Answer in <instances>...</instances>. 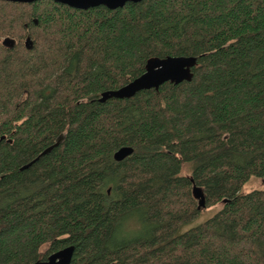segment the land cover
I'll list each match as a JSON object with an SVG mask.
<instances>
[{
    "label": "trees",
    "instance_id": "1",
    "mask_svg": "<svg viewBox=\"0 0 264 264\" xmlns=\"http://www.w3.org/2000/svg\"><path fill=\"white\" fill-rule=\"evenodd\" d=\"M168 54L196 56L190 80L98 99ZM193 184L221 203L199 221ZM69 244V264H264V0H0V264Z\"/></svg>",
    "mask_w": 264,
    "mask_h": 264
},
{
    "label": "water",
    "instance_id": "2",
    "mask_svg": "<svg viewBox=\"0 0 264 264\" xmlns=\"http://www.w3.org/2000/svg\"><path fill=\"white\" fill-rule=\"evenodd\" d=\"M16 2H32L34 0H8ZM65 3L76 8H88L95 5H105L108 8H116L124 5L128 1L139 0H55ZM2 43L6 46H12L14 39L10 36H4ZM26 48H31L33 41L30 36H26L24 40ZM196 63L195 55H166V56H150L145 62V68L142 73L127 81L117 88H108L100 92L98 99L104 101L110 97H131L136 92L146 88H158L165 81L178 83L183 80H190L192 77L191 67ZM133 148L129 145H123L114 151L115 159L120 160L129 153ZM28 164H25L27 166ZM192 192L197 199V207L205 206V197L202 188L196 184L192 186ZM74 246L72 244L63 246L51 253L44 259H38L31 264H69Z\"/></svg>",
    "mask_w": 264,
    "mask_h": 264
},
{
    "label": "rangeland",
    "instance_id": "3",
    "mask_svg": "<svg viewBox=\"0 0 264 264\" xmlns=\"http://www.w3.org/2000/svg\"><path fill=\"white\" fill-rule=\"evenodd\" d=\"M263 184L262 178L257 176H250L248 180H246L241 188L242 191H248L253 188L261 187ZM221 206V203H215L212 205L204 206L200 209V214L196 221L202 220L206 216L212 214L216 209H218ZM46 248V245L41 247V251H44Z\"/></svg>",
    "mask_w": 264,
    "mask_h": 264
}]
</instances>
